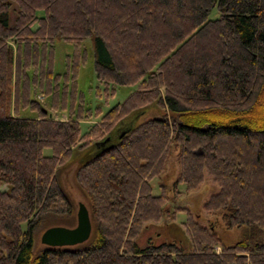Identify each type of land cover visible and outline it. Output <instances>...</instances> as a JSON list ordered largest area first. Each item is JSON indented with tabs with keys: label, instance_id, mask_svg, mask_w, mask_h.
Listing matches in <instances>:
<instances>
[{
	"label": "trees",
	"instance_id": "obj_1",
	"mask_svg": "<svg viewBox=\"0 0 264 264\" xmlns=\"http://www.w3.org/2000/svg\"><path fill=\"white\" fill-rule=\"evenodd\" d=\"M86 38L102 84L95 94L134 88L103 113L76 85ZM57 40L73 48L62 73L53 70ZM147 108L158 115L75 172L88 200L86 244L35 254L42 216L72 209L56 167ZM171 143L179 171L170 188H195L205 169L218 190L202 208L241 229L232 243L188 209H169L163 186L152 192ZM177 212L186 239L138 244L145 223ZM0 264H264V0H0Z\"/></svg>",
	"mask_w": 264,
	"mask_h": 264
},
{
	"label": "rangeland",
	"instance_id": "obj_2",
	"mask_svg": "<svg viewBox=\"0 0 264 264\" xmlns=\"http://www.w3.org/2000/svg\"><path fill=\"white\" fill-rule=\"evenodd\" d=\"M11 8L15 9L14 4L11 5ZM13 9H11L10 11L11 19L15 15ZM215 15L216 14L213 12L210 14V17H213ZM81 45V47L85 50V58L84 61H80L77 68V89L78 91L83 93L86 106H89V108H93L95 105H99L101 108V113H103L112 105L116 104L117 102H121L126 97V95L130 93L134 88H124L116 85H107L104 89L105 93H108V90L111 87L115 89L113 93L105 96L101 90L100 95L97 96L95 94L96 86H99V88L101 89L102 84L98 83L95 78L90 39L86 38L82 41ZM53 46V70L55 72L62 73L65 70V55H71L73 48L70 44L62 40L55 41ZM36 99L40 101V104H42L45 109L48 108L47 101L41 95H37ZM19 114L22 117H35V112L29 111L28 109L21 110ZM47 115L60 120L67 119L66 113L58 110H56L55 112L47 110ZM157 115L158 112L154 111V109L147 108L142 112L136 113L133 119L126 118V120H129L119 121L111 132H107L108 134L105 132L102 138L94 141L86 148H74L70 159L66 163L58 165L56 167V181L63 192L67 195L70 203L72 204V209L68 215L47 214L42 216L37 225H35V229L33 231V252L35 254L40 249L46 247L39 241V236L45 228L53 225H60L65 227H73L75 225V212L77 209V204L79 202L84 204L89 213L86 194L76 182L74 177L79 164L84 161L91 153L99 150L102 146H105L110 142L113 143V141L119 139L131 126L134 125L135 121L139 122L147 117ZM97 120L98 118L81 120L79 123L80 131L84 132L87 124L94 123ZM176 152L177 147H174V145L171 143L169 146L167 158L163 165V172L157 178L151 180L152 192L154 194L158 193V185L163 186L165 188V191H167L170 196V202H173L171 203V206H168L169 209H171L173 205L182 206L188 209L192 214L196 215L195 217H197V220L201 224L207 226L210 224L214 225L217 233L221 235L222 241L227 244L232 243L239 237L241 229H225L219 215H212L202 208V204L204 203V201H206L211 194L215 193L218 190V185L214 181H212L211 176L205 169L203 170L200 183L195 188L189 191H184L183 185L177 184L175 189L178 191V193L173 192V188H170L171 183L174 182L179 171ZM43 153L48 154L49 150L44 149ZM182 219H184V213L177 212L174 220H169V218L163 217L156 222L145 223L143 230L138 236V244L143 246L148 242L158 243L163 240L180 241L182 239H186V235L183 233V229L179 225V222ZM24 227L25 224L22 223L21 228ZM84 244H86V241L82 242L81 244L69 246V248L79 247Z\"/></svg>",
	"mask_w": 264,
	"mask_h": 264
},
{
	"label": "water",
	"instance_id": "obj_3",
	"mask_svg": "<svg viewBox=\"0 0 264 264\" xmlns=\"http://www.w3.org/2000/svg\"><path fill=\"white\" fill-rule=\"evenodd\" d=\"M76 222L73 227L53 225L45 228L39 241L47 247H69L84 242L91 230L88 211L83 203L77 204L75 212Z\"/></svg>",
	"mask_w": 264,
	"mask_h": 264
}]
</instances>
